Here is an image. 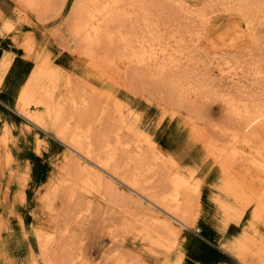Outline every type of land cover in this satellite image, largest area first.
Listing matches in <instances>:
<instances>
[{
	"label": "rangeland",
	"instance_id": "374dc122",
	"mask_svg": "<svg viewBox=\"0 0 264 264\" xmlns=\"http://www.w3.org/2000/svg\"><path fill=\"white\" fill-rule=\"evenodd\" d=\"M75 1L0 0V264H259L264 195L246 206L222 186L263 185L264 137L225 150L241 130L233 105L264 109V0L251 14L243 0H128L123 28L93 48L74 35ZM161 41L192 62L165 76L129 63ZM225 60L238 79L218 71ZM174 175L198 191L182 193L179 217L164 204Z\"/></svg>",
	"mask_w": 264,
	"mask_h": 264
},
{
	"label": "bare ground",
	"instance_id": "6f19581e",
	"mask_svg": "<svg viewBox=\"0 0 264 264\" xmlns=\"http://www.w3.org/2000/svg\"><path fill=\"white\" fill-rule=\"evenodd\" d=\"M127 1L128 0H76L75 4L73 6V18H74V30H73V32H74V35L76 37H78L81 41H83L84 43L89 45V47H91V48L97 46V44H99L100 41H103L102 39L109 37L110 36L109 34L113 33V32L108 33V31H109L108 28H110V30L114 31L113 29H111L113 26V28H115V30H117L116 27H114V26H115V24H118V23L123 24L122 25V28H123L124 22L127 21V13H128L127 12V7H128ZM243 1L245 3V5H244L245 6V8H244L245 13L251 14L253 12V10L255 9V6H254L255 3L252 4L253 0H243ZM31 2H32V0H31ZM133 2H136V1L134 0ZM133 2L131 1L130 4ZM209 2H212V1H209ZM37 3H39V2H37ZM197 12H199V11H197ZM197 12H196V14H199ZM202 14L198 15V16H200V18L195 17V19H197V20L199 19L198 21H200V23H202L201 25L204 24V27H205L206 24L208 25V23L211 22L212 20H211V18H209V16H207L208 17L207 18V17L202 16ZM192 18H194V17H192ZM120 31L123 33L122 35H124V31L119 29V32ZM158 31H156V32H158ZM248 31H249L248 33H250V30H248ZM119 32H117V33H119ZM115 33H116V31H115ZM237 34H238V32H237ZM122 35L120 33L118 34L119 37ZM112 36H113V34H112ZM159 37L160 36H158L156 38H159ZM245 37H246V35H245ZM245 37H242V38H245ZM124 38H125V36L121 39H124ZM199 38L200 37H197V39H199ZM246 38H248V35ZM171 39H172V37H171ZM117 40H119V39H117ZM159 41H160V39H159ZM197 42H198V40H197ZM235 42L233 44H235ZM130 43H132L130 45L135 44L134 41H132ZM179 43H181V42H179ZM103 44H104V42H103ZM121 44L122 43H120V45ZM144 44L147 45V43H144ZM87 45H86V47L89 48ZM142 45L137 46V48H136L137 50L133 49L132 51L135 50L136 52H138V47L143 48ZM193 45L195 46L197 44H193ZM149 46H150V44H149ZM234 46H236V45H234ZM171 47H170V41L169 42H162L161 41V42H158V43L152 45L150 47V49L147 48L149 50L147 53H144V51H143V54H140L141 51H139L140 53L136 54V52L134 51L135 54L133 55V52H132L133 56L131 55L133 60H130L129 63L130 64L134 63V66H139V65H143V66H147V67H148V65H151V66L153 65V67L156 66L161 71V74L163 76H165L168 72H170V73L173 72L176 74L175 71L180 70L182 68V66L185 65V62H186V64L189 63L190 61L192 62V59H193L192 57H194V56L192 55V53H189L190 51L188 53H185V51L183 49L180 50L179 47L176 49H172ZM128 48L131 50V46L128 45ZM128 48H127V46L123 47V49H124L123 51L125 54H127V55H125V56H127V58H128V54H130L129 52H131ZM133 48H135L134 45H133ZM144 48H143V50H144ZM188 49H187V51H188ZM88 50L91 51L90 48ZM139 50H142V49H139ZM230 50H231V52H233L232 49H230ZM131 56H129V57H131ZM124 60L126 61V58ZM124 62H123V64H124ZM121 63L122 62H120V64ZM135 63L138 65H136ZM212 63H213V61H212ZM212 63H210V64H212ZM229 63L230 62L226 61V60L223 62H221V61L216 62L218 71L221 73L222 76L226 72L227 75H229L231 77V79H233V80L238 79V76H239L238 73L239 72H237V71L239 70V68L234 67L232 65H229ZM123 68H124V66H123ZM143 68L145 69V67H143ZM184 71H186V70H184ZM44 86H46V85H44ZM44 86H42L39 90V92L41 94H44L46 89L48 88V86L46 88H44ZM51 89H52L51 94H45V96L53 97L55 87L51 86ZM183 91H184V87H182L181 85H178L175 87V92H178L181 94V93H183ZM187 91L190 93V95L193 94V92L194 93L196 92L195 88H191L189 90H186V92ZM45 98H46L45 101L47 102V105H49V108H50L52 115L54 114L55 120L56 121L60 120L61 115L63 114V110L57 109V108L55 109V107H54L55 105L53 106L54 110H52L50 107V105H52L50 103V100L47 97H45ZM27 101H28V96L21 98V104H20L21 111L24 112L25 113L24 115L27 118H29L32 122H34L37 125H40V122L38 121V119H36L33 115L30 114V112H31L30 101H28V102ZM54 101H55V99H54ZM52 103H54V102H52ZM236 105L237 104L233 105L232 111H233L234 117L238 120V122L241 126V130L238 132H234L232 134V139H231V143L229 145V148L227 150H225V152L228 151L229 153L230 152L232 153V155H231L232 158H235V154L237 153V151L239 149H241L243 147V143L254 142L255 139L257 140V138H259V137H264V109H260L262 107L257 106V108L260 107L257 110H245V109H240L241 105L238 107ZM123 116L124 115H122L121 117H123ZM65 136H66V133L63 134L62 138H64ZM260 139L261 138H259V140ZM263 148H264V146H263ZM87 151H89V149H87ZM254 158L258 159V156H254ZM110 160L111 159L109 158V161ZM225 160H226V158H225ZM226 161H228V160H226ZM252 163L257 167L260 175L262 174L263 178H260V181H259L260 183L262 182L261 184H263L261 189L257 190L252 185L248 186L247 182H245L246 180L240 181L239 179L233 180L232 183L226 182V184L224 186H222L223 191H226L230 194H233L235 197L242 200L243 203L246 204V206H251L250 204L245 202L247 195H249L250 197H255V198H261L264 195V165H262L260 162H256V161H253ZM100 167H101V169L106 170L104 165H101ZM227 167L230 168V171L232 172L230 163L227 164ZM171 182L173 185L172 193L167 196L168 198H166L164 204L167 206L168 213H170L172 216H178L179 217L180 216L179 212L182 211L181 207H182L183 202H184V198L182 196V193L184 192L185 194L187 193L188 195H192V194H196L198 191H197L196 187L189 186L190 184L187 181L184 182L181 179V176L174 175ZM221 205H222L224 212L228 216L232 215L231 214V211H232L231 207L228 204L221 203ZM149 221L152 224V226L153 225L157 226V228L162 227L166 231L169 230V231L174 232L177 229V227L174 224L170 223L166 218L158 216V215L151 216V219ZM182 223H184V225H186L185 221ZM250 248L257 255L256 260L258 261V263L264 264V240L262 239V241L261 240L259 241V239H258V240L251 242ZM45 249L46 248L44 247V250Z\"/></svg>",
	"mask_w": 264,
	"mask_h": 264
}]
</instances>
